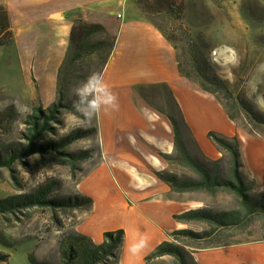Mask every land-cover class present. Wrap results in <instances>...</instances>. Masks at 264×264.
<instances>
[{"label":"crops","instance_id":"crops-1","mask_svg":"<svg viewBox=\"0 0 264 264\" xmlns=\"http://www.w3.org/2000/svg\"><path fill=\"white\" fill-rule=\"evenodd\" d=\"M0 5L8 12L13 32L12 44L0 46V87L23 98L37 97L43 107L55 99L57 72L75 22L97 24L112 39L94 98L100 135L105 127L122 133L112 148V143L104 144L100 137L105 157L115 153L120 160L124 158L117 165L121 193L115 200L111 197L108 165L100 159L77 183V190L89 195L93 203L75 229L101 243L103 230L91 227L103 213L114 212L116 204L125 218V223L115 227L124 228L118 264H173L171 255L149 263L145 257L168 239L170 231L183 225L174 215L188 210L183 208V198L172 196L170 186L154 174L164 168L160 154L174 151L173 130L165 114L143 102L134 89L136 84L168 87L204 157L216 160L225 151L208 137L209 131L224 137L237 135L240 172L264 191V138L239 132L212 94L179 73L173 44L140 13L134 0H0ZM0 252L8 254V264H34L30 257L49 264L60 261V254L49 256L34 236L12 247L0 243ZM15 253L16 263L12 261ZM189 256L192 264H264V241L195 249Z\"/></svg>","mask_w":264,"mask_h":264},{"label":"rangeland","instance_id":"rangeland-1","mask_svg":"<svg viewBox=\"0 0 264 264\" xmlns=\"http://www.w3.org/2000/svg\"><path fill=\"white\" fill-rule=\"evenodd\" d=\"M181 2L183 12L180 20H176L175 13L172 15L165 12L157 13L151 15V19H148L143 13L141 14L156 27L163 28L167 34L175 37L173 44L176 57L184 70H191L189 64L192 63L194 53L207 59L208 65L224 80L232 94V99L229 100L213 96L220 102L227 114L235 116L232 122L238 131L243 134L263 137L257 133H250L249 130L259 129L264 133V121L250 117L252 115L248 116L240 106L234 107L232 102L238 101V98L246 100L260 114L258 117L264 119V0H181ZM111 43V37L106 35L101 28L91 30L88 39L84 41L81 56L65 66L59 77L63 103L67 104L76 98L84 97L87 99V104L75 105L73 110L60 108L55 113L54 119L50 121L49 130L34 141V147H41L50 141L59 140L74 129H96L91 135L75 139L60 149L76 153L93 148V156L77 163L75 177L71 175L69 165L61 162L63 157L55 155L52 151L44 155L33 153L25 157L24 162L16 160L10 168L0 166V197L20 192H31L39 183L45 182L49 178L60 181L59 187L52 196H67L77 190L79 179L100 159L108 165L107 173L113 185L111 197L115 200L121 193L117 165H119L118 162H124V158L120 160L118 154L112 153L114 155H111L109 152L105 157L101 140L103 139L104 144L112 143V148L118 144L122 133L113 132L114 127H105L100 135L94 98V89L108 58ZM134 89L146 105L149 104L153 108H157L159 112L177 118L178 114L171 96L169 97L167 91L160 84L144 87V84L138 83ZM50 105L51 103L48 106ZM35 106H42L37 97L23 98L3 86L0 87V159H4L7 152L14 148L23 149V145L26 143L22 136L23 133H26L24 120ZM48 106L42 107L47 108ZM181 132L187 150L200 163L210 171H216L221 178L228 176L230 156L227 151H223L222 156L216 159L218 160L216 165L214 164L215 160L202 155L191 133L184 129H181ZM123 135L127 136L126 133ZM235 136L240 142L239 137ZM106 151L111 150L108 148ZM114 151L119 153L120 150L116 148ZM175 156V151L170 155L160 154L161 160L164 162V168L161 170L177 176H197L189 168L181 166ZM243 172H246L244 168ZM243 178L252 185L254 195L264 192L260 190L253 178L247 175H243ZM15 181L21 185L19 189L14 185ZM173 192L172 196L183 198L184 209L206 208L211 211H221L239 207L237 196L227 190H219L215 193L192 190L179 192V195L178 192ZM80 193L86 195L81 191ZM122 195L123 199L128 202V196ZM92 203L93 201L89 207L68 210L65 214L59 213L61 227L58 228L50 220L49 212L46 209L32 208L18 220L11 219L9 222H5L0 219V233L12 245L26 236H34L39 240L44 252L58 258L60 248L69 242L65 237L75 228ZM113 205L116 210L103 213L104 215L102 214L97 224L91 227L97 231L103 230L102 237L105 231L118 229L115 227L125 223V218L121 217L119 215L121 213L117 211L118 207L116 204ZM103 206V202H100L99 207ZM178 228L202 231L208 229V225L202 221L192 220L183 222V225ZM230 234L231 232H224L219 237H210L203 241H191L181 237L179 240L185 245L186 263L192 264L189 252L195 249H204L211 245H228L236 241H264V224L257 221L245 229L235 232L232 237ZM123 242L124 236L122 244ZM21 253L22 251L19 255ZM17 254L13 255L14 263L17 262ZM173 264H176L175 259Z\"/></svg>","mask_w":264,"mask_h":264},{"label":"trees","instance_id":"trees-1","mask_svg":"<svg viewBox=\"0 0 264 264\" xmlns=\"http://www.w3.org/2000/svg\"><path fill=\"white\" fill-rule=\"evenodd\" d=\"M135 4L140 13H143L148 19H151L150 17L153 14L163 12L169 15L175 13L176 20H180L182 17L183 5L181 0H135ZM98 28L100 26L97 24L84 25L80 21L72 26L68 49L57 72L56 100L47 108H43L42 106L32 108V112L24 120L26 133H23L22 136L26 140V143L23 145V149L17 147L7 152L5 158L0 159V166L10 168L16 160L24 162L23 159L33 153L44 155L52 151L55 155L63 157L61 162L69 165L71 175L75 177L77 163L93 156V148L81 150L76 153L65 152L60 149L75 139L91 135L96 129H74L70 133L62 136L59 140L50 141L41 147H34V141L49 130V123L54 119L55 113L60 108L73 110L75 105L87 104V99L84 97L76 98L67 104L63 103L59 77L65 66L71 64L81 56L84 41L88 39L91 30ZM156 28L173 44L175 37L167 34L163 28ZM12 42L13 32L10 27L9 15L6 8L0 5V46H8ZM111 46L112 43L110 44V49ZM173 46L175 48L174 44ZM176 62L179 73L188 79L194 80L202 90L217 98L232 99V94L227 88L226 83L208 65V61L204 57L194 53L192 63L189 64L191 67L190 71L182 68L177 57ZM160 86L167 91L169 97L171 96L170 98L178 114L177 118L172 115H166L173 130V146L176 152L175 158L181 166L189 168L197 176H177L164 170H155L154 174L156 177L166 182L172 191L178 193L192 190H203L208 193H215L219 190H227L235 194L239 199V207L233 209L211 211L206 208H193L175 214L174 218L178 221H202L208 225V229L194 231L188 228H176L168 233L167 240L160 242L145 257V260L149 263L154 258L171 255L175 259L176 264H187L185 260V245L179 240L181 237L191 241H203L210 237H219L224 232H231L230 237H232L235 232L243 230L257 221L264 224V192L254 195L252 193V185L244 180L240 172L239 141L235 135L224 137L214 131H209L207 134L220 149L229 153L230 167L229 174L226 178H221L216 171H210L187 150L185 142L182 139L181 129L190 132L189 127L171 91L164 84H160ZM232 103L236 108L240 106L248 116L252 115L250 117H254V119L262 122L264 121V119L262 120L258 117L260 114L246 100L238 98V101H233ZM155 109L159 111L157 108ZM228 116L232 120L235 119V116L232 114L228 113ZM249 132L257 133L264 137V133L259 129H251ZM214 162L217 165L218 160ZM14 185L18 189L21 186L17 181L14 182ZM59 185V180L49 178L45 182L39 183L31 192H20L0 197V219H3L5 222H9L11 219L18 220L26 211L39 207L49 212L50 220L58 228L61 227L59 213L65 214L68 210L72 211L90 206L92 199L77 190L67 196H52ZM123 236V229L105 231L103 233V241L96 244L88 236L73 228L65 237L69 242L60 248L59 264H118ZM0 243L7 247L13 246L7 242L5 236L1 233ZM233 243H239V241L230 244ZM218 246L223 245H211L206 248ZM30 260L34 264H49L47 262L37 261L33 257H30ZM0 264H8V254L0 252Z\"/></svg>","mask_w":264,"mask_h":264}]
</instances>
